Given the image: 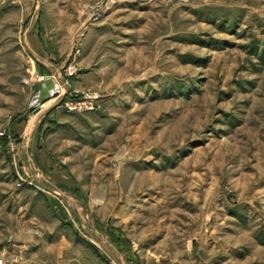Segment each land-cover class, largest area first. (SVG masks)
Segmentation results:
<instances>
[{"label":"rangeland","instance_id":"374dc122","mask_svg":"<svg viewBox=\"0 0 264 264\" xmlns=\"http://www.w3.org/2000/svg\"><path fill=\"white\" fill-rule=\"evenodd\" d=\"M35 15L26 41L96 97L69 113L73 156L90 191L136 207L148 264H264V0H0V223L2 199L35 189L18 139L56 100L23 38Z\"/></svg>","mask_w":264,"mask_h":264},{"label":"crops","instance_id":"0c3cea01","mask_svg":"<svg viewBox=\"0 0 264 264\" xmlns=\"http://www.w3.org/2000/svg\"><path fill=\"white\" fill-rule=\"evenodd\" d=\"M36 18L23 35L27 52L50 73L47 89L54 83L60 95L37 113L31 112L33 123L18 139L16 175L35 189L18 190L2 199L7 201L1 206L7 218L0 223V249L14 264H148V250L133 231L136 207H118V202L112 206L106 191L88 189V184L101 179L84 174L88 160L73 156V150L85 147L79 134L71 137L79 131L74 115L55 106L71 88L53 59L26 41ZM46 93L42 91L43 96ZM40 128L48 129L46 137ZM113 182L115 177L107 180Z\"/></svg>","mask_w":264,"mask_h":264},{"label":"built area","instance_id":"2783aa9c","mask_svg":"<svg viewBox=\"0 0 264 264\" xmlns=\"http://www.w3.org/2000/svg\"><path fill=\"white\" fill-rule=\"evenodd\" d=\"M55 86H56V89L52 95L56 94L55 98H57L60 95V88L57 85ZM94 99H96V97L90 96V95H84L78 98L77 96L67 94L61 100H59L55 104V106L58 107L61 105L60 107L65 109V111L68 113L80 114V113H85V112H90V111L95 110L94 104H93ZM42 106L41 105L37 106V108H35L34 110L41 109ZM0 264H12V263H5L3 260H0Z\"/></svg>","mask_w":264,"mask_h":264},{"label":"water","instance_id":"95a60500","mask_svg":"<svg viewBox=\"0 0 264 264\" xmlns=\"http://www.w3.org/2000/svg\"><path fill=\"white\" fill-rule=\"evenodd\" d=\"M39 111V109H36L35 111H34V113H37Z\"/></svg>","mask_w":264,"mask_h":264}]
</instances>
